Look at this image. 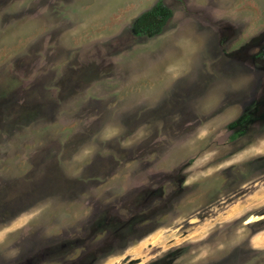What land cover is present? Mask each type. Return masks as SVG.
I'll return each mask as SVG.
<instances>
[{"label": "rangeland", "instance_id": "1", "mask_svg": "<svg viewBox=\"0 0 264 264\" xmlns=\"http://www.w3.org/2000/svg\"><path fill=\"white\" fill-rule=\"evenodd\" d=\"M0 264H264V0H0Z\"/></svg>", "mask_w": 264, "mask_h": 264}, {"label": "bare ground", "instance_id": "2", "mask_svg": "<svg viewBox=\"0 0 264 264\" xmlns=\"http://www.w3.org/2000/svg\"><path fill=\"white\" fill-rule=\"evenodd\" d=\"M255 217H256V216H255ZM255 217H254L253 215H251L250 218H249V220H248V222L253 221V220L255 219Z\"/></svg>", "mask_w": 264, "mask_h": 264}]
</instances>
